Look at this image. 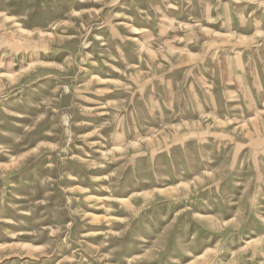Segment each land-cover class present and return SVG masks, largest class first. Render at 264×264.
<instances>
[{
  "label": "rangeland",
  "instance_id": "rangeland-1",
  "mask_svg": "<svg viewBox=\"0 0 264 264\" xmlns=\"http://www.w3.org/2000/svg\"><path fill=\"white\" fill-rule=\"evenodd\" d=\"M0 264H264V0H0Z\"/></svg>",
  "mask_w": 264,
  "mask_h": 264
}]
</instances>
